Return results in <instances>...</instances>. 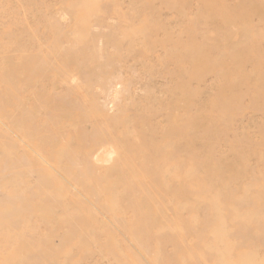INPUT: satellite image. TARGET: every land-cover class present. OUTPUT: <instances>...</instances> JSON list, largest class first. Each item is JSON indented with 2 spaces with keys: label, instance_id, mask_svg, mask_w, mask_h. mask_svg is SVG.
Returning a JSON list of instances; mask_svg holds the SVG:
<instances>
[{
  "label": "rangeland",
  "instance_id": "374dc122",
  "mask_svg": "<svg viewBox=\"0 0 264 264\" xmlns=\"http://www.w3.org/2000/svg\"><path fill=\"white\" fill-rule=\"evenodd\" d=\"M0 264H264V0H0Z\"/></svg>",
  "mask_w": 264,
  "mask_h": 264
},
{
  "label": "bare ground",
  "instance_id": "6f19581e",
  "mask_svg": "<svg viewBox=\"0 0 264 264\" xmlns=\"http://www.w3.org/2000/svg\"><path fill=\"white\" fill-rule=\"evenodd\" d=\"M118 178H120V177H118ZM121 179V178H120ZM77 180V179H76ZM77 181H79V180H77ZM157 202V201H156ZM38 209H41V208H38Z\"/></svg>",
  "mask_w": 264,
  "mask_h": 264
}]
</instances>
